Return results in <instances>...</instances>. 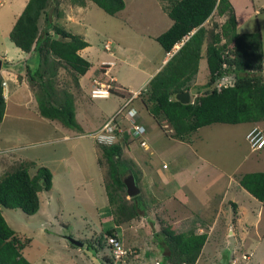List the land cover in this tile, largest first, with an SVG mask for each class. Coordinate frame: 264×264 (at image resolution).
Masks as SVG:
<instances>
[{
  "label": "rangeland",
  "instance_id": "374dc122",
  "mask_svg": "<svg viewBox=\"0 0 264 264\" xmlns=\"http://www.w3.org/2000/svg\"><path fill=\"white\" fill-rule=\"evenodd\" d=\"M162 1L167 2L124 0L125 7L113 15L91 1H86L83 6L64 4L60 22L65 29L82 35L88 41L89 45L79 50V54L90 62L87 72L78 77L83 90L81 93L74 86L70 69H58L59 88L69 92V99L75 96L77 124L74 129H68L59 121L39 113L36 90L28 82L29 74L26 72V65L30 66L36 59H29V55L9 38L27 0H0V77L7 83L6 87L4 85L5 112L0 121V178L21 163L27 164L31 174L36 173L39 166H45L52 174L51 187L39 192L41 203L35 214L28 215L19 208L2 207L8 225L19 237L29 239L22 254L33 264H104L103 256L111 255L107 230L112 225L121 235L124 249L130 248L137 253L134 248H139L150 255L146 261L138 253L125 255L121 264H158L157 261L163 257L156 255V259L152 255L156 250L153 233L167 224L176 230L186 231L191 224L196 226L197 233L204 231L208 234L194 264H264V203L253 197L237 180L243 172L264 171V149H252L246 139L247 128L252 122L211 123L193 133L189 151L176 159H172L169 153L157 157L159 167L166 174L175 165L183 167L181 160L184 166L197 173L192 165L194 162L190 160L194 153L198 162L204 159L209 163V171L216 170L217 181L223 184L222 191L220 188L217 190L216 199L219 203L221 201V205L215 209L219 212L213 228H199L212 215L208 212L199 214V219L194 217L191 222H187L183 215L174 223L168 217L164 219L166 209L163 206L159 207L160 211L147 208L148 212L145 211L143 216L119 225H114L111 218L108 198L104 194L107 166L102 159L100 143L103 139L109 142L117 138L121 142L122 138L112 132L107 136L106 132L116 128L117 132L133 134L132 117L129 119L126 111L135 107L140 115L142 113L144 122L150 127L147 144L142 139L129 137L122 156L136 162L137 169L145 173L149 163H144L142 157L153 148L161 149L162 143L168 140L165 133L173 132L166 123L161 130L153 116L147 114L141 95L134 98L129 106L124 105L126 97L143 90L164 64L165 52L155 37L165 31L172 20L163 11ZM254 1L255 4H251L252 7L248 5L247 9L245 5L237 6L247 17L241 16L240 19L236 14L237 25L239 31H260L264 51V0ZM227 16L228 13L213 14L205 23L209 32L215 26L218 29ZM34 70H30L33 76ZM208 74L206 59L202 56L198 62L196 84H205ZM104 77L107 81L101 79ZM95 78L99 84H109L116 93L106 98L104 95L90 97L89 90ZM228 80L217 82V85L232 82L230 76ZM114 115L125 125L117 128L116 121V126L110 125L107 131L102 129L103 122ZM142 152L146 155L141 156ZM162 164L168 168L162 169ZM211 175L212 172L210 178ZM172 188V184L165 186L166 191ZM158 190L148 183L137 199L141 206L144 203L146 206L155 204L160 198L156 193ZM126 197L129 198L128 195ZM149 209L153 210L152 214ZM71 239L81 242L82 246L71 243Z\"/></svg>",
  "mask_w": 264,
  "mask_h": 264
},
{
  "label": "trees",
  "instance_id": "16d2710c",
  "mask_svg": "<svg viewBox=\"0 0 264 264\" xmlns=\"http://www.w3.org/2000/svg\"><path fill=\"white\" fill-rule=\"evenodd\" d=\"M86 1L95 3L111 15L125 7L124 0H27L9 33L15 46L27 53L29 59H36L35 63L26 65V72L29 74L28 82L36 90L39 113L59 121L68 129H74L77 124L74 95L69 99V92L59 88L57 73L60 67L69 68L74 86L81 93L83 90L78 77L87 72L90 62L79 54V50L89 43L82 35L65 29L60 19L65 3L83 6ZM162 5L172 24L155 39L165 55L174 45L180 46L140 94L146 110L161 130L166 123L173 129L169 133L173 138L190 141L196 130L211 123L252 122L264 126V51L260 31H239L235 10L229 0H167ZM215 13H228V16L218 29L215 26L209 32L205 23ZM202 56L206 59L209 74L201 86L196 84L195 78ZM32 68L35 76L30 74ZM229 76L231 83L217 85V82L227 81ZM101 79L107 81L105 77ZM3 82L0 77V121L6 106ZM111 91L116 93L113 87ZM183 91H189V103L176 100L175 95ZM133 122L144 128L143 134L147 135L148 125L142 124L141 118H135ZM121 124L122 121L117 125ZM112 133L121 137L122 143L118 138L117 141H103L100 149L107 166L104 190L108 207L114 225H119L143 216L151 204L141 206L137 200L141 194L126 197L124 175L131 170L136 177L139 169L122 153L129 137H134L130 132H117L116 128ZM51 177L45 166H39L36 173L31 174L27 164L21 163L0 178V264H33L22 254L29 239L19 237L8 225L2 207L19 208L28 215L35 214L41 203L39 192L51 187ZM237 180L253 197L264 203V171L243 172ZM115 229L112 225L107 235L121 240ZM206 239L205 232L176 230L170 224L153 233L154 244L159 247L158 252L167 264H194ZM148 254L143 253V256L147 259ZM103 261L104 264H112L113 258L105 255Z\"/></svg>",
  "mask_w": 264,
  "mask_h": 264
},
{
  "label": "crops",
  "instance_id": "0c3cea01",
  "mask_svg": "<svg viewBox=\"0 0 264 264\" xmlns=\"http://www.w3.org/2000/svg\"><path fill=\"white\" fill-rule=\"evenodd\" d=\"M229 1L235 10V14H237L238 16L240 15L239 18L241 16L243 18L245 17L243 15L244 12H241L239 10V7L237 6L245 5V9H247L248 5L252 7L251 4L252 5L255 4L254 0H229ZM254 13L256 14V12ZM245 19H247V17ZM165 58L167 60V57L165 56L162 59L163 63L166 61ZM97 80L98 78L94 79L95 81L94 84L98 83ZM6 86H7V83L5 87ZM147 114L149 113L147 112ZM139 118H141L142 124L145 125L146 123L143 120L144 118L142 116V113L141 115L139 113ZM254 125L255 123L248 126L247 129L250 130ZM162 127L164 128V125H162ZM148 128L150 130V127ZM165 134L167 135L168 140L162 143L161 149L153 148V150L150 151L148 155L145 154L146 156L143 154L144 152H142L141 154V156H145V157H142L144 159V163L146 164L149 163V169L146 173L144 170L139 169V172H137L136 174L137 176L135 177V174L131 170H128V172H132V174L134 175L135 182L139 188L138 194L142 195L143 192L141 193V190L147 187V184L149 183L151 186H154L155 188L160 189L156 192L160 198L157 200L155 204H151V206H149L148 208H152V209L155 208L160 211L159 207L161 208V206H163L166 209L164 219H167L168 217V219L170 221H173L174 223L181 220L183 215L185 216L183 218H186L187 222L188 221L191 222V221H194L195 219L194 217L199 219V214L205 215V213L208 212L209 214H212L213 217H211L212 215L210 217H207L208 219V221L206 220L207 223H205L203 226L199 228H202V227L203 229L213 228V225L215 224V221H216V218L219 212V211H215V209L218 205H219L218 207H220L221 205V201L219 203L217 202V199H216L218 197L217 190L220 188V190L222 191L223 183L217 181L216 170H213V169L212 171L208 170L209 169L208 168L209 166H207L209 164L208 162H206L204 159L202 162L201 157H200L201 159L200 162L197 161L198 156L196 153L193 154V157L192 155H190V160L191 162H194L192 163V165H193V168L197 171V173H195L194 170L189 169L187 165L184 166L182 160L180 161V165L183 166L181 168L175 165L174 169H172L168 174H166L163 170H161V168L158 165V158H157L160 154L169 153L172 159H176L181 154L189 151L190 147L188 146L191 145L190 141H181V140L175 139L168 132ZM146 136L147 135H145L142 138V140H144V142L147 144L148 138H146ZM146 151H149V150H146ZM150 155H152V157H150ZM135 163L136 162H134V164ZM161 166H162V169L168 168V166L166 167L165 164H162ZM188 172L190 173V175ZM211 172H212V175L210 178ZM155 181H158V183H156ZM228 181H230V178ZM142 184H143V188H142ZM169 184H172L173 188L171 190L166 191L165 186ZM104 194L106 195L105 191H104ZM146 212H148V209H146ZM152 212L153 210H150L149 213L152 214ZM157 222L159 223V221ZM198 225L200 226V224H197V226ZM195 227L196 226H191L190 224V227H188V230L195 231ZM134 245L137 246L136 244ZM137 252H138V256H141L142 259H144L143 252L140 249H138ZM144 253H146V251ZM164 253L165 251H163V254ZM157 254L160 255V251L157 252Z\"/></svg>",
  "mask_w": 264,
  "mask_h": 264
},
{
  "label": "built area",
  "instance_id": "2783aa9c",
  "mask_svg": "<svg viewBox=\"0 0 264 264\" xmlns=\"http://www.w3.org/2000/svg\"><path fill=\"white\" fill-rule=\"evenodd\" d=\"M3 85H5V82H3ZM110 85L109 84H98L95 85L94 87H92L91 89V95L92 96H101V95H107L110 91ZM139 94V91L137 92H133L131 96H129L126 100H125V104L127 105ZM127 114H129V118L133 117L135 115V111L128 110ZM113 119H111L110 121H108L104 126L103 129L104 130H109L108 127L110 125H115V123L112 122ZM133 126L135 127V129L132 131L133 135H141L144 132V129L133 123ZM246 139L248 140L250 147L254 150H261L264 148V126L262 125H255L253 126L248 133L246 134ZM108 244L110 245L112 251H113V255H114V259L115 261L121 260L123 258V256H125L127 254V251L123 248L122 243L119 239H117L114 236H108Z\"/></svg>",
  "mask_w": 264,
  "mask_h": 264
},
{
  "label": "clouds",
  "instance_id": "9594fccd",
  "mask_svg": "<svg viewBox=\"0 0 264 264\" xmlns=\"http://www.w3.org/2000/svg\"><path fill=\"white\" fill-rule=\"evenodd\" d=\"M179 46H180V44H176V45H174V47L172 48L171 52H168V53L165 55V56L167 57V59L170 57V55H172L173 52H175V51L179 48ZM165 62H166V61H165ZM165 62H164V63H165ZM5 84H6V83H5ZM98 84H99V83L94 84L93 87H94L95 85H98ZM100 84H102V83H100ZM103 84H104V83H103ZM105 84H106V83H105ZM219 85H220V84H219ZM111 88H112V87H110V90H109L110 92H109L107 95H104L105 98L108 97V96H110L111 93H113V92L111 91ZM91 89H92V88H91ZM91 89L89 90V93H90L89 95H90V97H92V98H100L99 96H92V95H91ZM144 90H145V88H144L143 90H138V91H139V94H138L136 97H138V96L141 94V92L144 91ZM136 92H137V91H136ZM131 95H132V93H131ZM131 95H130V96H131ZM136 97H135V98H136ZM126 98H128V97H126ZM131 102H132V101H131ZM131 102L128 104V106L131 104ZM119 109H120V108H119ZM119 109H118V110H119ZM131 109H132L133 111H135V115L132 117V121H133V119H135V118H139V112H138L137 108H135V107H130V108L127 109V111H128V110H131ZM127 111H126V113H127ZM116 115H117V114H116ZM111 119H113L112 122L115 123V122H116L115 120H116L117 118H116V116L114 115V116L111 117L110 119L106 120V121L102 124V126H101L102 129H103V126H104L108 121H110ZM129 119H130V118H129ZM121 121H122V120L120 119L118 122H121ZM133 123H134V122H133ZM135 124H137V123H135ZM256 125H257V124H256ZM258 125H260V124H258ZM115 126H116V124H115ZM117 128H118V125H117ZM143 129H144V128H143ZM106 131H107V130H106ZM111 132H112V130L109 131V132H106V135L109 136ZM143 133H145V132H143ZM143 133H142L141 135H137V137H135V135H133L132 133H130V134L134 137V139L140 141V139H142V138L144 137V134H143ZM114 135H115V133H114ZM102 139H103V137H102ZM103 141H107V140H104V139H103L102 142H103ZM142 141H144V140H142ZM107 142H108V141H107ZM263 149H264V148H263ZM261 150H262V149H261ZM129 173H132V172H128L127 174H129ZM127 174H125L124 177H125ZM133 176H134V175H133ZM123 179H124V178H123ZM134 179H135V178H134ZM135 183H136V182H135ZM136 185H137V184H136ZM137 187H138V186H137ZM138 189H139V188H138ZM120 241H121V240H120ZM121 243H122V241H121ZM107 245L109 246V248H110V250H111V256H112V258H113V263H112V264H114V263L116 264V263H118V262L122 263L121 260L115 261V259H114V255H113V251H112V249H111V247H110V245H109L108 243H107ZM122 246H123V244H122ZM155 249L159 250V247H157V246L155 245ZM125 250L127 251V254H126V255H129V254H130V255H131V254H132V255H137V253H135V252H136L135 250H132V249H130V248H127V249H125ZM157 250H155L154 252H152V255L155 256V258H156V255H159V254H157V252H158ZM246 255H247V254H246ZM159 256H160V257H163V256L161 255V253H160ZM143 257H144V259H146L145 256H143ZM149 258H150V255H149V257H148L146 260H148ZM156 259H157V258H156ZM146 260H145V261H146ZM158 260H159V259H158ZM161 262H163V259L161 260ZM161 262L157 261L158 264H160Z\"/></svg>",
  "mask_w": 264,
  "mask_h": 264
},
{
  "label": "water",
  "instance_id": "95a60500",
  "mask_svg": "<svg viewBox=\"0 0 264 264\" xmlns=\"http://www.w3.org/2000/svg\"><path fill=\"white\" fill-rule=\"evenodd\" d=\"M175 98L176 100L180 101L181 103H189L190 102V93L189 91H183V92H180V93H177L175 95ZM123 182L126 186V192H127V195L129 197H133L135 195H137L139 193V189L135 183V179H134V176L132 173H129L127 174L124 179H123ZM43 184H45V182H43ZM71 242L73 244H76V245H79V246H82V243L81 242H78L74 239H71ZM226 262H227V259L225 258Z\"/></svg>",
  "mask_w": 264,
  "mask_h": 264
}]
</instances>
